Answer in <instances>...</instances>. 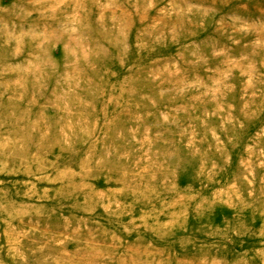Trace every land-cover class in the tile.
I'll list each match as a JSON object with an SVG mask.
<instances>
[{
    "label": "rangeland",
    "instance_id": "rangeland-1",
    "mask_svg": "<svg viewBox=\"0 0 264 264\" xmlns=\"http://www.w3.org/2000/svg\"><path fill=\"white\" fill-rule=\"evenodd\" d=\"M0 264H264V0H0Z\"/></svg>",
    "mask_w": 264,
    "mask_h": 264
}]
</instances>
